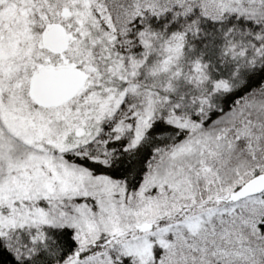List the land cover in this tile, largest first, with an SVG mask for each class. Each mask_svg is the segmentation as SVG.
Here are the masks:
<instances>
[{
    "label": "snow or ice",
    "instance_id": "obj_1",
    "mask_svg": "<svg viewBox=\"0 0 264 264\" xmlns=\"http://www.w3.org/2000/svg\"><path fill=\"white\" fill-rule=\"evenodd\" d=\"M0 264H264V0H0Z\"/></svg>",
    "mask_w": 264,
    "mask_h": 264
}]
</instances>
